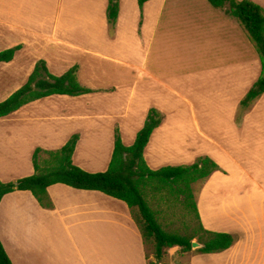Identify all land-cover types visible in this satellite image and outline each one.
<instances>
[{"label": "crops", "instance_id": "1", "mask_svg": "<svg viewBox=\"0 0 264 264\" xmlns=\"http://www.w3.org/2000/svg\"><path fill=\"white\" fill-rule=\"evenodd\" d=\"M253 1L264 7V0ZM108 5L0 0V52L20 46L11 61L0 62V102L28 81L41 59L55 75L78 66L79 81L92 89L50 95L0 117V180L33 175L35 151L60 149L74 134V163L106 171L116 131L132 145L156 108L163 121L144 151L152 169L190 165L201 156L220 166L194 185L197 207L204 229L231 233L234 241L204 252L198 239L200 247L183 251L188 264H264V93L247 109L241 105L262 63L247 31L208 0H149L142 8L138 0H120L115 26ZM48 195L51 208L29 190L1 201L0 238L13 264L152 262L125 201L63 183L49 186ZM61 232L83 245L82 259L54 253ZM90 240L99 256L87 255Z\"/></svg>", "mask_w": 264, "mask_h": 264}, {"label": "trees", "instance_id": "2", "mask_svg": "<svg viewBox=\"0 0 264 264\" xmlns=\"http://www.w3.org/2000/svg\"><path fill=\"white\" fill-rule=\"evenodd\" d=\"M119 1L109 0L108 18L115 26L119 15ZM149 0H138L140 7ZM217 9H226L227 13L238 19L257 48L262 73L258 81L241 101L242 109H247L264 93V7L253 0H208ZM20 46L0 52V62L11 61ZM92 92L78 79V66L72 67L62 75L50 72L45 60L37 62L28 81L9 98L0 102V117L7 116L22 106L54 94L77 96ZM163 115L151 108L144 127L138 132L135 142L126 145L119 131H116L115 148L109 168L103 172H89L73 161V154L79 134H74L68 142L56 150L38 148L34 153L35 173L13 182L0 180V203L4 196L15 190H29L40 203L47 208L53 207L48 195V187L63 183L77 189L98 190L125 201L133 211V217L140 227L146 244L154 245L157 261L160 264L168 248L179 246L184 252L192 249L193 238L176 232L166 231L159 222L147 196L153 190L169 188L184 195V203L193 209L200 222L194 184L208 178L220 166L209 156H201L190 165H167L152 169L144 156L154 130L162 123ZM45 157L41 158V153ZM204 240V252H216L227 249L234 236L227 232H215L204 229L200 222ZM0 264H13L0 238Z\"/></svg>", "mask_w": 264, "mask_h": 264}, {"label": "rangeland", "instance_id": "3", "mask_svg": "<svg viewBox=\"0 0 264 264\" xmlns=\"http://www.w3.org/2000/svg\"><path fill=\"white\" fill-rule=\"evenodd\" d=\"M214 132L212 134L209 131L214 139L224 142L223 135L214 134ZM204 142L205 146L207 148L209 147L210 150L217 147L216 144L208 141ZM41 158H44L43 154L41 155ZM184 199V195L178 194L169 188L153 190L147 196L149 204L156 212L159 222L166 231L180 233L192 237L194 240H198L202 234L200 222L195 216L193 209L185 205ZM71 238L72 236L68 232L65 234H62L61 232L57 237L54 235L53 240L57 243H54L53 250L55 254H58L61 260H67L68 258L71 259L72 256L82 259L84 256L83 245L81 243H74ZM80 241L83 242L82 239H80ZM98 252L99 248L94 242L91 240L87 242L88 256H99ZM147 253L152 262L156 260L154 257V245L152 243L147 244ZM188 256L189 255H186L183 252L181 247L176 246L171 248L170 251H165L162 264H188Z\"/></svg>", "mask_w": 264, "mask_h": 264}, {"label": "water", "instance_id": "4", "mask_svg": "<svg viewBox=\"0 0 264 264\" xmlns=\"http://www.w3.org/2000/svg\"><path fill=\"white\" fill-rule=\"evenodd\" d=\"M200 243H198L196 240H194L193 242H192V247L193 248H197V247H200Z\"/></svg>", "mask_w": 264, "mask_h": 264}]
</instances>
